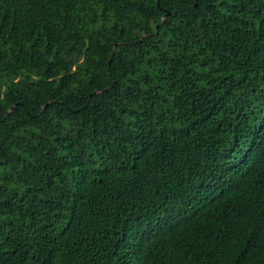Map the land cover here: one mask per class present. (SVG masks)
Returning <instances> with one entry per match:
<instances>
[{
  "label": "trees",
  "instance_id": "obj_1",
  "mask_svg": "<svg viewBox=\"0 0 264 264\" xmlns=\"http://www.w3.org/2000/svg\"><path fill=\"white\" fill-rule=\"evenodd\" d=\"M0 264H264V0H0Z\"/></svg>",
  "mask_w": 264,
  "mask_h": 264
}]
</instances>
